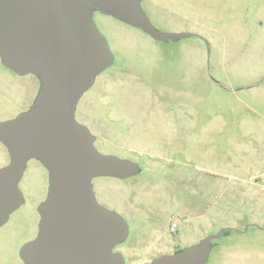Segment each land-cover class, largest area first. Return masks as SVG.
I'll return each mask as SVG.
<instances>
[{
    "label": "rangeland",
    "instance_id": "obj_1",
    "mask_svg": "<svg viewBox=\"0 0 264 264\" xmlns=\"http://www.w3.org/2000/svg\"><path fill=\"white\" fill-rule=\"evenodd\" d=\"M140 6L157 29L195 34L155 40L93 13L115 62L79 98L75 118L103 116L108 128L95 147L135 158L139 166L127 178L92 179L97 199L119 210L129 227L113 250L125 264H150L160 253L232 227L211 241L204 264H264V0H145ZM33 81L0 62V121L28 106ZM125 94L172 98L122 101ZM117 116L128 118L124 130L109 121ZM119 133L138 151L121 147ZM9 160L0 142V167ZM42 173L38 162L27 163L19 181L27 196ZM178 210L190 226L183 229ZM33 213L27 201L0 226L6 264H23L16 250L30 234Z\"/></svg>",
    "mask_w": 264,
    "mask_h": 264
},
{
    "label": "water",
    "instance_id": "obj_2",
    "mask_svg": "<svg viewBox=\"0 0 264 264\" xmlns=\"http://www.w3.org/2000/svg\"><path fill=\"white\" fill-rule=\"evenodd\" d=\"M141 0H0V62L18 74L39 77L34 105L0 121V142L9 163L0 167V224L22 202L19 188L26 162L35 158L49 172V189L40 203L38 235L25 243L24 264H125L113 247L129 227L123 216L101 205L92 179L127 178L139 171L131 159L100 152L95 136L75 118L79 98L114 60L94 11L137 26L157 40L176 41L192 32L162 31L150 21ZM154 257L150 264H204L211 241Z\"/></svg>",
    "mask_w": 264,
    "mask_h": 264
},
{
    "label": "flooded vegetation",
    "instance_id": "obj_3",
    "mask_svg": "<svg viewBox=\"0 0 264 264\" xmlns=\"http://www.w3.org/2000/svg\"><path fill=\"white\" fill-rule=\"evenodd\" d=\"M143 1H145V0H141L140 1V5H141V3L143 2ZM148 1H151V0H148ZM137 27V26H136ZM139 28V27H138ZM142 30V29H141ZM143 31V30H142ZM144 32V31H143ZM146 33V32H145ZM146 34H148V33H146ZM149 36H151L150 34H148ZM152 37V36H151ZM153 38V37H152ZM154 39V38H153ZM155 40H157V39H155ZM114 55V54H113ZM115 62V56H114V60H113V62L109 65V66H111L113 63ZM108 66V67H109ZM5 67V66H4ZM107 67V68H108ZM5 68H7V67H5ZM7 69H9V68H7ZM12 73H14L15 75H17V76H20V77H22V76H25V75H29V76H31L32 78H33V85L35 86L36 85V91H35V94L33 95V98H32V100H31V102L28 104V106L25 108V109H23L22 111H25V110H28V109H30L33 105H34V103H35V99H36V96H37V94H38V92H39V89H40V80H39V77L36 75V74H34V73H31V72H28V73H25V74H18V73H16L15 71H13L12 69H9ZM105 70V69H104ZM103 70V71H104ZM143 87H145V86H143ZM148 87V86H147ZM149 87H151L152 89H153V85H149ZM154 90V89H153ZM177 95V94H176ZM147 99V100H154V101H159V100H164V101H166L165 99H167V98H172V97H170V96H165V95H158V94H152V95H145V96H134V95H129V94H125V95H122L121 96V100L122 101H125V100H131V101H136L137 99ZM22 111H20V112H22ZM20 112H18L17 114H19ZM15 117V116H14ZM103 116H101V117H96V116H94V117H92V116H88V118L86 117V116H83V117H81V120H78V122L79 123H81V124H83V125H85L87 128H88V130L91 132V134H93L94 136H95V140L99 137V136H102V133H103V131L104 130H106L107 128H108V123L107 122H104L103 121V119H105V118H102ZM13 118V117H12ZM141 120H144V118H140ZM110 122H113V123H115V124H117L118 126H119V130L121 131V130H124V128L125 127H123L125 124H127V121H128V118L127 117H124V116H117V117H115V118H111V120H109ZM117 137L118 138H120V141H119V145L121 146V147H123V148H125L126 150H128L129 152H131V154L133 153V152H137L138 150H137V145H135V144H131V143H127V142H124L123 140H122V138H121V133H119L118 135H117ZM95 140H94V142H95ZM125 158V157H124ZM126 158H128V157H126ZM128 159H131V160H133V161H135L136 163H137V160L135 159V158H128ZM28 162H38V164L45 170V174L44 173H42V175H41V180H40V182H39V184H38V186H37V188H36V190L32 193V195L31 196H27L26 194H25V192L20 188V190H21V192H22V195H23V202L20 204V205H22V204H24L25 202H29L30 203V205H31V209L33 210V216H31V225H30V227H29V232H30V234L29 235H27L25 238H22V240L19 242V245H18V247H17V250H16V254H17V256L21 259V261L23 262V260H22V258H21V256H20V250H21V248H22V246L25 244V243H27L28 241H31V240H33L37 235H38V233H39V229H40V221H41V214H40V212H39V210H38V207H39V205H40V203L46 198V196H47V193H48V189H49V172H48V170L46 169V167L45 166H43L41 163H40V161L39 160H37V159H35V158H30V159H28L27 160V162H26V165H25V168H26V166H27V163ZM138 165V164H137ZM25 168H24V170H25ZM24 172V171H23ZM23 175V174H22ZM96 197V196H95ZM96 199H97V197H96ZM98 200V202L101 204V205H103V206H105V207H107V208H110V209H112V210H115V211H117L118 213H120V211L119 210H117V209H115L114 207H112V206H110V205H107V204H105L104 202H101L99 199H97ZM19 205V206H20ZM18 206V207H19ZM17 207V208H18ZM16 208V209H17ZM179 211V210H178ZM13 212V211H12ZM11 212V213H12ZM180 212V214H181V216H182V224H183V229L184 228H186V227H188V226H190V223H189V217H188V214H185V213H181V211H179ZM195 212L197 213L198 211L197 210H195ZM10 213V214H11ZM9 214V215H10ZM121 214V213H120ZM197 215V214H196ZM8 219V218H7ZM7 221V220H6ZM5 221V222H6ZM4 222V223H5ZM3 223V224H4ZM3 224H0V226L1 225H3ZM169 228H170V226H169ZM182 232V231H181ZM126 240V239H125ZM124 240V241H125ZM123 241V242H124ZM122 243V242H121ZM118 244H120V243H118ZM181 248H183V247H180V246H178L176 249H174L172 252H174V251H176V250H179V249H181ZM172 252H169V253H172ZM164 253H168V252H164ZM160 254H163V253H160ZM160 254H158V255H160ZM7 260H8V257H7V254L6 253H3L2 252V250L0 249V264H6V262H7ZM24 264V263H23Z\"/></svg>",
    "mask_w": 264,
    "mask_h": 264
},
{
    "label": "built area",
    "instance_id": "obj_4",
    "mask_svg": "<svg viewBox=\"0 0 264 264\" xmlns=\"http://www.w3.org/2000/svg\"><path fill=\"white\" fill-rule=\"evenodd\" d=\"M174 226V225H173Z\"/></svg>",
    "mask_w": 264,
    "mask_h": 264
}]
</instances>
